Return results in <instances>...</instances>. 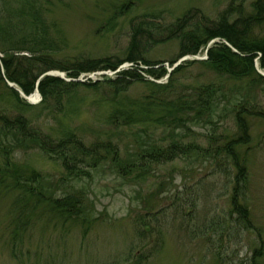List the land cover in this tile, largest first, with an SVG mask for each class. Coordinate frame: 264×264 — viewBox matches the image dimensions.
<instances>
[{
  "label": "rangeland",
  "instance_id": "obj_1",
  "mask_svg": "<svg viewBox=\"0 0 264 264\" xmlns=\"http://www.w3.org/2000/svg\"><path fill=\"white\" fill-rule=\"evenodd\" d=\"M40 1L53 27L52 38L58 42L55 57L65 66L76 67L82 59H125L133 26L139 21H153L165 27L187 15L190 22L211 24L233 2L251 13L256 0ZM126 4L131 5L125 7ZM254 34L264 37V24L255 28ZM167 35L166 29L159 34L162 39ZM157 39L161 38L149 41L142 35L139 40L143 43L139 51L146 46L143 59L148 63H121L127 70L138 67L135 69L141 77L128 87L123 82L109 85L105 80L91 87L90 83L98 80L85 79L82 73L77 79L87 80L86 83L63 100L61 113L55 102L37 109H18L11 93L5 88L0 91V116L5 109L13 119L22 113L47 135L59 138L73 132L93 149L101 142H111L110 149L114 147L117 159L134 160L141 147L164 146L175 139L200 147L192 155L173 161L149 160L144 169L136 163L137 167L129 166L125 175L118 173L111 158L99 162L94 169L88 165L94 164L89 158L77 164L78 169L89 174L78 178L71 177L61 161L40 149H20L13 156V167L7 172L0 168V264H264V118L254 115L247 119L249 142L236 148L248 168L246 203L252 229L247 230L239 215H233L231 198L237 175L234 161L226 152L221 151L217 160L215 150L205 153L210 144L218 150L228 140L239 138L231 112L233 103L245 97L258 104L256 109L264 111V80L252 84L221 77L199 63L187 64L206 60L207 49L195 56H182L179 40L157 43ZM213 41L219 43L221 39ZM6 48L0 42V51ZM182 59L186 60L181 62ZM176 65L184 67L171 80ZM150 66L156 70L155 75L147 72ZM256 68L264 76L257 62ZM163 70L166 72L159 77ZM110 71L114 72L106 68L87 74ZM107 77L114 80L117 75ZM169 82L173 84L170 94L159 87ZM209 84L221 86L225 97L219 109L221 117L215 116L212 124L191 122L196 115L194 110L172 111V115L187 120L175 130L168 122L173 116L162 107H154L157 100L152 104L160 96L172 107L184 91ZM117 86L122 93H116ZM143 103L148 105L139 108ZM117 108L140 112L144 115L139 118L146 122L122 121L124 125H117L110 120ZM164 116L168 121L164 122ZM2 154L0 146V164ZM12 169L26 174L35 172L41 180L23 188L24 180L19 183ZM141 171L143 177L137 178ZM28 188L30 192L26 193ZM68 195L82 200L79 214L73 210L74 218L55 205L53 208L49 200H62ZM261 249L262 257L255 259L256 251Z\"/></svg>",
  "mask_w": 264,
  "mask_h": 264
},
{
  "label": "trees",
  "instance_id": "obj_2",
  "mask_svg": "<svg viewBox=\"0 0 264 264\" xmlns=\"http://www.w3.org/2000/svg\"><path fill=\"white\" fill-rule=\"evenodd\" d=\"M129 5L131 4H126L125 7ZM252 10L251 13H246L242 4L236 5L233 2L227 10L220 13L219 19L213 20L211 24L190 22L187 15L165 27L159 26L153 21L142 20L133 26L131 43L127 48L128 56L125 59L118 61L111 58L82 59L79 60L77 65L73 64L76 65V67H73L65 66L64 61L55 57L58 42L52 38L51 29L53 27L44 14L45 9L40 0H0V42L8 46V48L0 51L3 55L0 56V91L3 88L7 89L15 99V105L18 109H37L49 105L50 102L52 104L55 102V108L59 109L58 113H61L64 110L63 100L72 94L77 86L84 85V83L67 82L58 77H45L39 85L42 100L38 105L28 103L8 83H15L25 95L29 96L35 91L36 82L39 77L50 70H59L66 72L68 77L78 78L82 73L106 68L117 70L123 61L133 62L136 65H139V60L148 63L143 59L146 46H143L142 50L139 51V45L143 44L142 41L139 43L142 35L143 37H147L149 41H152L155 37H160L161 39L156 40L157 43L164 42V40H179L182 56L198 55L208 48V44L212 40L220 38L221 42L215 43L208 49L207 60L190 61L187 64L199 63L208 66L221 77H228L229 79L239 81L248 80L252 84H255L259 79L264 80V76L259 74L256 68V59H258L260 68L264 70V37L254 34V29L264 24V0L253 2ZM165 29L168 35L162 39L159 34ZM227 43L233 48L229 47ZM233 49H236L237 52ZM23 52H27L28 55H22L21 53ZM183 67L180 65L174 69L170 76L171 80ZM135 68L118 73L116 79H106L105 83L112 85L123 82V86L126 85L128 87L131 81L141 77L137 72L139 68ZM147 72L155 75L156 70L150 66ZM165 72L166 70H163L158 76H162ZM97 83L103 84L101 81H98L90 83V86H95ZM172 86V82H169L166 86L159 87L160 90L165 91V93L169 92L170 94L173 91L171 90ZM222 90L223 88L218 85H201L193 88L191 92L184 91L176 99L172 107H170L169 102L165 103L164 100H161L160 96L154 98L152 104L157 100V104H154V107H162L168 111L169 116H173L171 121H168L164 116V122L168 121L170 123L169 127L174 126L176 127L175 130L178 127H182L181 125H185L187 120L185 121L181 116L172 115V111L184 112V110L188 109L194 110L196 115L191 118V122L196 125H200L202 122L212 124L215 122V116L219 115V118L221 117L219 109L222 101L225 100L224 94H221ZM115 91L117 94L122 93V89L118 86L115 88ZM147 105L146 103L140 104L139 108H144ZM257 106L256 102H251L245 97L233 103L231 112L234 114V119L239 130V138L236 137L228 140L218 150L212 144H210L211 148L205 150L207 155L211 152L213 153V150H215L214 159L216 160L218 159L217 155L221 154V151L222 153L226 152L227 157L234 161L237 175L236 185L231 198L233 215H239L247 230L253 228L249 208L246 203L249 175L247 164L241 158L239 152L236 151V148L249 142L247 119L254 115L264 118V111L256 109ZM225 109L227 110V106ZM204 113L205 116H203ZM143 115L140 112L137 113L135 110L125 111L124 109L117 108L110 117V120L117 125H124L125 121L127 124H130L132 121L143 123L146 122L145 118H139V116ZM204 117H207V119ZM122 121L124 122L123 124H121ZM0 123V131H2L0 132V146L3 150L0 168L2 170L5 168V172H7L10 166H14L12 162L15 152L25 148L40 149L48 156L61 161L69 171V175L71 177L75 176V178L79 176L85 177L89 174L77 168L79 162H87L89 158H91V161L93 158L94 166L88 162L89 167L93 169L99 162L111 158L116 164L118 173L125 175L129 166L133 165L137 167L136 163L139 168L144 169L149 160L150 162L164 163L173 161L180 156L190 155L192 151L195 153L194 150L200 149L198 144L187 145L175 139L170 144L164 146L160 144L145 145L141 147L140 152L136 153V159L134 158L133 160L130 157V160H126L125 158L122 160L121 158H115L117 152L114 151V147L110 149L112 147L111 142H101L105 144H96L93 149L84 144L73 132H69L59 138H53L42 132L38 127H34L33 123L22 113H18L13 119L12 113L8 109H5V112L0 116ZM211 140L214 141L213 136ZM102 151L105 152L102 154ZM11 173L19 183L24 180V184L21 183L23 188L30 185V182L34 183L37 180L40 182L41 180L35 172L26 174L22 173L19 169H12ZM143 175L144 172L141 171L137 178H141ZM29 192L28 188L26 193ZM38 194L42 196L40 192ZM49 200L52 202L53 208L55 205V208H60L69 217L74 218L73 210H75V214H79L78 207L82 201L79 196L68 195L62 198V200ZM262 255V249L257 250L255 259L261 258ZM256 264L260 263L256 262Z\"/></svg>",
  "mask_w": 264,
  "mask_h": 264
},
{
  "label": "bare ground",
  "instance_id": "obj_3",
  "mask_svg": "<svg viewBox=\"0 0 264 264\" xmlns=\"http://www.w3.org/2000/svg\"><path fill=\"white\" fill-rule=\"evenodd\" d=\"M215 43V42H214ZM213 43V44H214ZM211 44V43H210ZM228 44V43H227ZM237 51V50H236ZM127 62H129V61H127ZM133 63V62H132ZM123 64H120L119 65V73H121V72H123V71H126L127 69H126V67H124V66H122ZM125 65V64H124ZM133 65H136L135 63H133ZM176 69V68H175ZM57 72H62V71H59V70H50V71H47L46 73H44V74H42L40 77H39V79L37 80V82H36V88H35V91L32 93V94H40V91H39V85H40V82L45 78V77H48V76H51V77H58V78H60L59 76H57ZM62 73H64L65 74V77L67 78V79H69V80H71V81H74V82H76V80H77V78H71V77H68L67 76V73L66 72H62ZM3 74H4V69H3ZM96 74H98V75H101V76H104L105 78H100V81H103V80H106V79H109V78H106V75L104 74V73H96V72H94V73H91L90 75H88L87 73H83V75H87L88 76V79H91V78H93ZM85 79H86V77H84ZM102 79V80H101ZM86 83V82H85ZM31 94V95H32ZM32 99H36V95H33L32 97H31Z\"/></svg>",
  "mask_w": 264,
  "mask_h": 264
},
{
  "label": "water",
  "instance_id": "obj_4",
  "mask_svg": "<svg viewBox=\"0 0 264 264\" xmlns=\"http://www.w3.org/2000/svg\"><path fill=\"white\" fill-rule=\"evenodd\" d=\"M215 41H213V42H211V44H213ZM210 44V45H211ZM228 46H230V45H228ZM186 59H182L181 60V62H183V61H185ZM176 66H178V65H176ZM57 76H59L60 78H62L63 80H66V81H71V80H69V79H67L66 77H65V74L64 73H62V72H57ZM9 85H10V87H12V88H15L17 91H19L20 92V94L29 102V103H31V104H35L36 102H38L39 100H40V98H41V95L39 94H32V95H30V96H25V94L22 92V91H20L19 89H17L16 87H15V85L13 84V83H9ZM33 95H36V99H32L31 97L33 96Z\"/></svg>",
  "mask_w": 264,
  "mask_h": 264
}]
</instances>
